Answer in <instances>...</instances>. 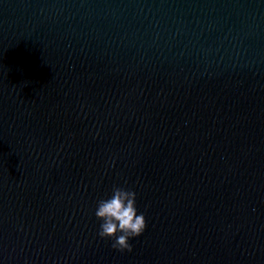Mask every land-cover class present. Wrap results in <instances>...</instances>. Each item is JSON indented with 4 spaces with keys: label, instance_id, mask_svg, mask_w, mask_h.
I'll list each match as a JSON object with an SVG mask.
<instances>
[{
    "label": "water",
    "instance_id": "water-1",
    "mask_svg": "<svg viewBox=\"0 0 264 264\" xmlns=\"http://www.w3.org/2000/svg\"><path fill=\"white\" fill-rule=\"evenodd\" d=\"M0 264H264V0H0Z\"/></svg>",
    "mask_w": 264,
    "mask_h": 264
},
{
    "label": "clouds",
    "instance_id": "clouds-1",
    "mask_svg": "<svg viewBox=\"0 0 264 264\" xmlns=\"http://www.w3.org/2000/svg\"><path fill=\"white\" fill-rule=\"evenodd\" d=\"M95 216L102 221L98 236L114 238L112 247L118 251H132L130 240L141 236L146 229L143 213L138 214L136 192L114 186L112 195L97 203Z\"/></svg>",
    "mask_w": 264,
    "mask_h": 264
}]
</instances>
